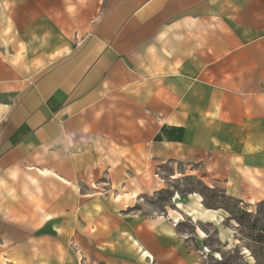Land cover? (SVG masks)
I'll use <instances>...</instances> for the list:
<instances>
[{"label": "crops", "instance_id": "crops-1", "mask_svg": "<svg viewBox=\"0 0 264 264\" xmlns=\"http://www.w3.org/2000/svg\"><path fill=\"white\" fill-rule=\"evenodd\" d=\"M174 170L264 200V0H0V264H209Z\"/></svg>", "mask_w": 264, "mask_h": 264}, {"label": "rangeland", "instance_id": "rangeland-1", "mask_svg": "<svg viewBox=\"0 0 264 264\" xmlns=\"http://www.w3.org/2000/svg\"><path fill=\"white\" fill-rule=\"evenodd\" d=\"M176 174L174 170L173 175L166 178L167 188L138 201L137 209L144 208L145 212L142 213L146 216L161 215L164 207H169L173 192L196 193L201 198L197 195L195 200L204 201L205 208H219L227 213L214 222V225H219L222 231H227V236L214 228L204 225L200 227L210 235L208 245L211 250L207 252L210 255L209 264H264V200L254 205L237 202L220 195L218 190L208 188L196 177L174 180L177 179ZM182 221L183 228L189 230L192 225L189 220L182 218ZM171 223L173 226L178 225L175 220H171ZM201 230L197 233L204 238L205 235Z\"/></svg>", "mask_w": 264, "mask_h": 264}, {"label": "bare ground", "instance_id": "bare-ground-1", "mask_svg": "<svg viewBox=\"0 0 264 264\" xmlns=\"http://www.w3.org/2000/svg\"><path fill=\"white\" fill-rule=\"evenodd\" d=\"M176 199H179V197L177 196Z\"/></svg>", "mask_w": 264, "mask_h": 264}]
</instances>
